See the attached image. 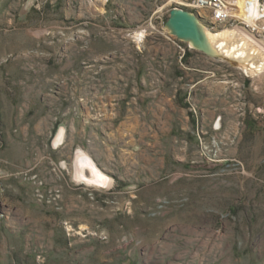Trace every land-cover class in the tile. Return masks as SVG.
<instances>
[{
	"label": "rangeland",
	"instance_id": "obj_1",
	"mask_svg": "<svg viewBox=\"0 0 264 264\" xmlns=\"http://www.w3.org/2000/svg\"><path fill=\"white\" fill-rule=\"evenodd\" d=\"M179 1L0 0V264H264V71Z\"/></svg>",
	"mask_w": 264,
	"mask_h": 264
},
{
	"label": "bare ground",
	"instance_id": "obj_2",
	"mask_svg": "<svg viewBox=\"0 0 264 264\" xmlns=\"http://www.w3.org/2000/svg\"><path fill=\"white\" fill-rule=\"evenodd\" d=\"M174 3L185 4L179 0H174ZM205 4L206 0H197V7L194 5L193 7L198 9L200 7H205ZM235 5V16L250 26L256 25V20L260 15L264 14V9L262 12L259 11V3L256 0H237ZM198 28L202 43L199 46H196L192 42H189L193 47L211 52L213 55L219 56L221 59L235 63L238 67L242 68L247 75L255 76L259 73V69L261 72L264 71V51L259 49L253 41L249 40L246 37L247 35L244 34V37L241 34L240 29L234 28L212 31L201 23H198ZM136 37L138 40H143V32L137 33ZM81 164L80 161V165ZM95 169H93V177L96 178L95 182L102 183L105 178L98 171L96 172ZM82 174L83 170L81 169L78 176L84 178L81 176Z\"/></svg>",
	"mask_w": 264,
	"mask_h": 264
},
{
	"label": "water",
	"instance_id": "obj_3",
	"mask_svg": "<svg viewBox=\"0 0 264 264\" xmlns=\"http://www.w3.org/2000/svg\"><path fill=\"white\" fill-rule=\"evenodd\" d=\"M198 23L201 20L189 10L175 6L169 12V17L166 23L167 28L171 31L178 40L185 42H192L194 45L199 46L202 43L201 36L199 35ZM211 56L213 53L198 49ZM216 56V55H215Z\"/></svg>",
	"mask_w": 264,
	"mask_h": 264
},
{
	"label": "built area",
	"instance_id": "obj_4",
	"mask_svg": "<svg viewBox=\"0 0 264 264\" xmlns=\"http://www.w3.org/2000/svg\"><path fill=\"white\" fill-rule=\"evenodd\" d=\"M191 1H192V4L195 7H197V0H191ZM256 1L258 3L260 2V0H256ZM259 8H260L259 11L262 12L263 9H261L260 3H259ZM235 9H236V6L228 2L227 0H206L205 12H207V16H205V19L203 22H207V25H206L207 27L208 25H210L213 28L221 27V30L226 28V25L230 24L229 25L230 29L235 28V29H240L246 32L245 29L246 27H249V26H247L242 20H240L237 16H235V12H234ZM206 17H207V20H206ZM263 18H264V14L260 15V17L256 20V23L261 21V19ZM233 22H235L237 25L232 24ZM238 24H241L242 26L245 25V26L239 27ZM251 28L257 29L256 25ZM262 32H264V28Z\"/></svg>",
	"mask_w": 264,
	"mask_h": 264
}]
</instances>
